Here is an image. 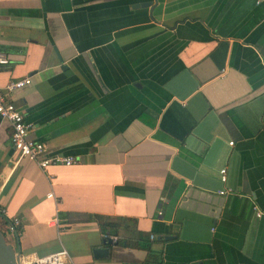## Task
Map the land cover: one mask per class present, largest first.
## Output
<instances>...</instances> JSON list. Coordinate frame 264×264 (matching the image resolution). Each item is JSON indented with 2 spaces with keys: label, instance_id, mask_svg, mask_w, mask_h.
I'll return each instance as SVG.
<instances>
[{
  "label": "crops",
  "instance_id": "0c3cea01",
  "mask_svg": "<svg viewBox=\"0 0 264 264\" xmlns=\"http://www.w3.org/2000/svg\"><path fill=\"white\" fill-rule=\"evenodd\" d=\"M256 1L0 0V52L10 61L0 88L29 77L12 97L29 137L78 159L44 169L17 161L0 119V225L21 220V254L65 249L63 264H264ZM80 213L119 221V238L142 236L153 254L115 236L106 243L96 221H72Z\"/></svg>",
  "mask_w": 264,
  "mask_h": 264
},
{
  "label": "built area",
  "instance_id": "2783aa9c",
  "mask_svg": "<svg viewBox=\"0 0 264 264\" xmlns=\"http://www.w3.org/2000/svg\"><path fill=\"white\" fill-rule=\"evenodd\" d=\"M256 3H259V0ZM9 62V58L0 52V65H7ZM30 83V78L26 77L11 80L0 88V119L7 121L10 127V141L17 157L16 160L32 161L43 169L49 165L63 164L69 166L77 163L78 159L71 155L48 154V148L44 142L29 137L32 124L25 119L22 109L15 104L12 97L17 91ZM220 172L221 180L225 181V169H221ZM219 193L223 194L225 191L221 190ZM49 196H53L52 193H49ZM4 213V209L0 208V215ZM256 214L261 216L263 213L257 210ZM20 228L21 220L17 217L4 218L3 230L0 227L4 234L14 243L15 238L20 233ZM69 259V254L65 249L43 256L35 253H20L18 255V264H63Z\"/></svg>",
  "mask_w": 264,
  "mask_h": 264
},
{
  "label": "trees",
  "instance_id": "16d2710c",
  "mask_svg": "<svg viewBox=\"0 0 264 264\" xmlns=\"http://www.w3.org/2000/svg\"><path fill=\"white\" fill-rule=\"evenodd\" d=\"M77 218H74L72 221L75 220H94L99 225V228L101 232L104 234V236H115L117 238V241L119 243H126V245H133L138 246L140 248H143L148 251L150 255L153 254V251L151 250V243L147 241V239H144L142 236H139L136 238V240L133 241H125L124 239H121L117 236L118 234V228H119V221L113 220L111 217L104 216V215H92L87 213H80L76 214ZM104 237V241L106 239Z\"/></svg>",
  "mask_w": 264,
  "mask_h": 264
},
{
  "label": "water",
  "instance_id": "95a60500",
  "mask_svg": "<svg viewBox=\"0 0 264 264\" xmlns=\"http://www.w3.org/2000/svg\"><path fill=\"white\" fill-rule=\"evenodd\" d=\"M147 5H151V2L147 3ZM105 242L108 244L117 243V241L110 236L106 237ZM19 254L20 249L18 246L12 242L0 229V264H18Z\"/></svg>",
  "mask_w": 264,
  "mask_h": 264
},
{
  "label": "rangeland",
  "instance_id": "374dc122",
  "mask_svg": "<svg viewBox=\"0 0 264 264\" xmlns=\"http://www.w3.org/2000/svg\"><path fill=\"white\" fill-rule=\"evenodd\" d=\"M0 226H1V229H2V228H3L2 225H0ZM2 230H3V229H2Z\"/></svg>",
  "mask_w": 264,
  "mask_h": 264
}]
</instances>
